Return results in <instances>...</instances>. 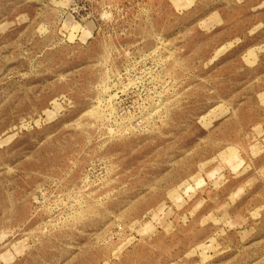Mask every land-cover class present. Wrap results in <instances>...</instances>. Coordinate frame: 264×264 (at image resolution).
Returning a JSON list of instances; mask_svg holds the SVG:
<instances>
[{
  "label": "rangeland",
  "instance_id": "1",
  "mask_svg": "<svg viewBox=\"0 0 264 264\" xmlns=\"http://www.w3.org/2000/svg\"><path fill=\"white\" fill-rule=\"evenodd\" d=\"M0 264H264V0H0Z\"/></svg>",
  "mask_w": 264,
  "mask_h": 264
}]
</instances>
